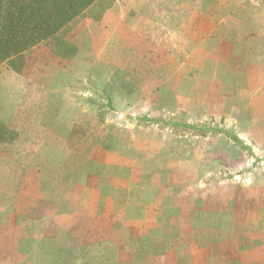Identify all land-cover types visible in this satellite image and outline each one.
I'll list each match as a JSON object with an SVG mask.
<instances>
[{
    "label": "rangeland",
    "instance_id": "rangeland-1",
    "mask_svg": "<svg viewBox=\"0 0 264 264\" xmlns=\"http://www.w3.org/2000/svg\"><path fill=\"white\" fill-rule=\"evenodd\" d=\"M118 1L101 0L92 10L86 11L70 26L72 37L81 36L80 32L88 22L101 23L104 7L117 6ZM206 6L209 11H215L214 15L207 14L205 17L207 37L211 33L213 36V30L209 31L210 24L218 27L221 23L220 30L214 33L222 41L248 43L259 31L264 0H222V8L217 1L207 0ZM219 8L221 10L218 11ZM113 24V37L99 42L93 55V50L87 47L86 51L83 49L82 56H77L75 62L64 64L62 69L54 65L55 69L46 68L49 71L46 76H43V61L50 63L53 55L77 54L73 44L74 50H67L52 42L40 44L24 53L15 62L16 68L11 63L0 66V140H11L16 135H22L17 148H11L10 152L33 155L34 160H30L32 167L39 166L40 154L59 147L79 151L75 153L78 156L73 162H76V170L82 171L87 165V159L83 156L95 151L91 170L94 178H83L97 183H101L100 176L105 174H113L115 183L123 186L134 184L130 181L132 179H142L139 183L151 179L154 184H159L170 177L181 192L189 189L196 200L198 190H201L199 197L208 205V211L215 212L214 216H221L224 221L230 218L226 209L232 207L235 195L246 197L247 208L253 209L252 212L230 214L233 215L230 219L235 217L236 223H244H237L233 229L242 231L244 237L257 239L264 232V93L245 102L246 76L232 74L228 57L213 60L208 52L212 47L207 46L204 51L190 49L187 53L176 55L153 41L155 45L151 46L152 42L148 40L142 42V47L134 48L138 42L134 45L132 35L126 42L121 38L125 26L118 27L116 22ZM125 33L129 35V31ZM13 69L20 72L16 73ZM52 88L60 90V94H43ZM67 88L71 92H67ZM82 116L98 123L90 135L88 129L72 126L76 119L82 121ZM39 120L54 124V130L60 135L39 136L38 133L31 137L32 144L28 145L29 133L38 132L32 130L30 124ZM106 120L108 124L105 125ZM101 123L105 125L104 128ZM130 131L133 134H128ZM109 133L122 142L111 139L108 146L117 154L109 155L108 160L104 156L103 141ZM121 135L141 136L142 140L120 138ZM6 150L0 144L1 158L7 157ZM150 154L152 158H149ZM106 162H110V165ZM112 163L119 168L112 166ZM7 164V159H0V193L7 189L20 190L22 185H29L23 184L29 177L21 175L20 166ZM149 167L156 168L155 176L141 174ZM63 168H66L64 175H47L46 179L68 182L69 166L64 165ZM79 179L80 176L77 177ZM29 181L30 196L27 200L21 199L25 207L0 208V232L8 227L15 229L22 226L32 237L23 244V251L32 254L39 249L62 246L60 249L65 253L60 256L61 262L73 263L71 256L75 252L71 250L74 251L77 246H69L70 239L59 238V234L64 228L81 233L85 228L93 230L101 224L84 219L77 229L74 214L70 215L69 209L51 207L47 201L54 199L55 195H48L49 200L47 198L45 203L39 202L37 190L32 191L38 188L35 186L38 178L32 177ZM106 183L104 181L103 185ZM17 193L21 195V192H15L13 196ZM19 201L20 198L14 203ZM41 204L42 207H38ZM104 210L98 207V215ZM211 211L209 216L213 215ZM22 212L30 213L43 222L22 225L19 223ZM55 237H58L57 240ZM6 242L10 240L0 238V260L8 253L5 245H2ZM13 245L20 247L15 240ZM98 246L87 244L82 251V261L98 264L105 251L114 250L112 246L103 250L101 247L95 248ZM50 255L54 253L50 252ZM105 256L108 259V255Z\"/></svg>",
    "mask_w": 264,
    "mask_h": 264
},
{
    "label": "crops",
    "instance_id": "crops-1",
    "mask_svg": "<svg viewBox=\"0 0 264 264\" xmlns=\"http://www.w3.org/2000/svg\"><path fill=\"white\" fill-rule=\"evenodd\" d=\"M206 1L119 0L117 6L115 4L111 7H104L101 23L88 22L86 28L80 32L81 36L72 37L73 33L69 30L66 40L75 46L77 54L71 56L53 55L52 59L50 58V63L44 60L43 76H46L49 72L46 68L55 69L56 67L62 69L64 64L75 62L78 59L77 56H82L83 49L86 51L87 47L93 50L91 53L93 55L97 44L100 45L99 42H106L109 36L113 37L111 32L115 28L113 23L116 22L118 27L124 25L126 28L121 36L124 42L130 39V35L133 36L134 45L138 42L134 48L142 47V42L148 40L155 42L157 46L164 48L165 51H171L176 55L187 53L190 49L204 51L207 46L212 47V50L208 52L211 53L210 56L213 60L228 57L232 74L246 76L247 94L244 100L250 102V100L264 93V10L261 12L263 19L259 31L252 36L250 42L222 41L214 33V31L220 30L221 23L218 27L212 24L208 25L209 31L213 30V36L212 33L208 37L205 35L207 26V24L204 25L205 17L207 14H215V11H209ZM215 1L222 8V0ZM100 2L101 0H98L88 10H92ZM220 8L218 11L221 10ZM235 30L237 31V29ZM127 31H129V35H126L125 32ZM153 42L151 46L155 45ZM158 42L161 44H158ZM103 47L109 48L108 45ZM46 65L48 66L46 67ZM13 71L20 72V70L14 69ZM53 89L45 91L43 94H60V90ZM66 91L71 92V89L67 88ZM91 111H93L92 108ZM104 123L106 125L108 121L106 120ZM30 125L32 130L36 129L38 132L34 133L32 131V134L29 133L30 141L26 142L28 145L32 144L31 137L38 133L39 136L40 134L45 136L48 134L60 135L57 130H54L56 128L54 124L49 125L39 120ZM78 125L88 129L90 135L93 133L92 128L98 126V123L83 117L82 121L76 119L72 123L73 127H78ZM100 125L102 128L105 127L103 123ZM129 133L133 134L131 131ZM112 135L113 133H109L103 141V145H105L104 156L108 160L109 155L115 156L117 154L109 148V143L112 140L122 142L121 139L113 138ZM131 137L134 141L141 142L142 140L141 136H120V138L126 139H131ZM21 138L22 135H16L11 140L8 139L0 143L7 149V157L3 158L7 159L8 164L11 166L13 164L20 166V173L23 177L38 178V183L35 185L38 188L32 191L37 190L39 202L45 203L48 195H55L54 199L49 200L48 198L49 201L47 202L51 203L49 205L55 209H69V214H74L77 229H79L78 225H81L80 223H83L84 219L90 223L94 222L96 225L101 224L99 227H94L93 230L85 228L81 233H75L68 228L63 229L62 233L59 234V238L70 239L69 246H73V244L77 246L74 251L71 250L75 253L71 256L73 263L69 264H88L82 261V251L89 243L100 245L95 248L101 247V250L110 246L114 249L108 253L105 251L98 264H264V232H261L257 239L244 237L242 231L233 229L237 223H244H236L237 219L235 217L230 219L233 216L230 214L237 215L252 212L253 209L248 210L247 208L246 197L235 195L232 207L226 209L230 218L224 221L221 216H214L215 212L213 213L211 210L209 211L213 215L209 216L208 205H206L203 198L199 197L201 190H198L196 200L195 195L191 194L189 189L186 192L184 190L181 192L170 177L159 184H154L151 179H145V183H139L142 179H132L130 181L134 184L124 186L115 183L116 179L112 176L113 174L101 175V183L93 182L92 179L87 180L88 176L94 178L91 170L93 159H95V151L89 156H83L87 159V165L82 171H77L75 168L76 162H73L75 156H78L75 153L79 151L73 152V149H61L59 147L44 155L40 154L38 157V159H41L39 166L32 167L30 166V160H34L33 155L24 152H21L20 155L14 151L10 152L11 148L12 150L17 148L16 146ZM68 139L67 135V143L69 142ZM41 140H39V143ZM3 158L0 157V159ZM149 158H152L151 154ZM109 163L106 162L107 165H110ZM72 164L73 167H71ZM64 165L69 166L68 169L70 170L68 171L70 177L68 182H56L46 179L47 175L54 177L64 175L63 171H66V168H63ZM112 166L118 165L112 163ZM133 166H136V164L133 163ZM155 170L154 167L145 168L141 171V174L155 176ZM183 171L182 176L184 175ZM78 176L81 179L77 180ZM83 176L87 179H84ZM29 178L23 184L30 185ZM104 181H107L105 185H103ZM29 185H22L20 190L7 189L1 192L0 208L25 207L21 199L27 200L29 198V192L31 191V185ZM0 190L2 189L0 188ZM15 192H21V195L17 193L13 196ZM14 197L15 200L20 198L17 204L14 203ZM42 205L38 207H42ZM214 206L216 207V205ZM98 207L105 208V212L98 215ZM9 222L13 223L10 220ZM31 222L41 223L43 221L37 220L30 213L22 212L19 223L24 225ZM226 225L233 226L227 227ZM129 230H132L130 234ZM115 233L117 234L116 237ZM0 238L10 240V242L2 244L5 245L8 253L1 256L3 259L0 260V264H68L62 263L60 260V256L65 253L60 249L62 246L57 247L55 245L52 248L39 249L32 254L30 251H23V244L32 237L22 226L15 229L8 227L6 231L0 232ZM56 238L58 237H55V240H57ZM14 240L18 242L20 247H14ZM50 252H53L54 255H50ZM105 255H108V259H105L107 258Z\"/></svg>",
    "mask_w": 264,
    "mask_h": 264
},
{
    "label": "trees",
    "instance_id": "trees-1",
    "mask_svg": "<svg viewBox=\"0 0 264 264\" xmlns=\"http://www.w3.org/2000/svg\"><path fill=\"white\" fill-rule=\"evenodd\" d=\"M98 0H0V66L50 42L67 50L70 26ZM5 141L0 140V143Z\"/></svg>",
    "mask_w": 264,
    "mask_h": 264
}]
</instances>
